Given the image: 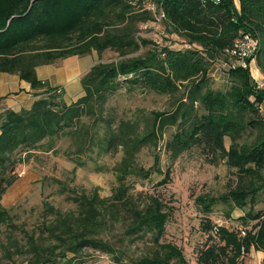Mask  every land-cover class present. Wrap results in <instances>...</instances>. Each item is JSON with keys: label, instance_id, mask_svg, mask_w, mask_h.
<instances>
[{"label": "trees", "instance_id": "16d2710c", "mask_svg": "<svg viewBox=\"0 0 264 264\" xmlns=\"http://www.w3.org/2000/svg\"><path fill=\"white\" fill-rule=\"evenodd\" d=\"M133 1L0 0V73L41 91L28 109L0 111V201L18 181L30 153L52 151L62 138H69V158L94 151L122 154L111 168L117 187L109 197H68L65 212L45 206L36 232L20 230L23 243L9 240L8 258L17 255L21 264H84L88 250L108 256L110 264H188L178 246L162 241L165 204L155 196L135 203L125 182L129 176L148 177L134 165L135 158L145 147H156L166 129H174L164 143L171 162L198 151L208 164L234 170L235 186L220 203L252 210L264 190V89L240 67L226 70L227 91L211 89L208 75L216 62L227 67L225 51L248 35L258 41L254 68L264 78V0H238V10L232 0ZM142 4L153 7L164 32L181 39L183 46L158 48L138 37L137 26L154 21L150 11H138ZM106 50L118 60L92 65L80 78L83 94L74 103L66 104L62 88L49 87L35 74L36 67ZM120 89L167 97L170 107L116 120L103 112L107 99ZM225 139L230 141L227 149ZM163 177L161 185L169 182L168 171ZM218 201L196 200L204 215ZM241 221L245 226L255 222L249 229L239 228L243 236L238 228L205 221L201 230L207 240L196 264H243L250 251L264 253V210L249 211ZM6 228L16 229L0 204V231ZM146 238L142 254L131 255V246Z\"/></svg>", "mask_w": 264, "mask_h": 264}, {"label": "rangeland", "instance_id": "374dc122", "mask_svg": "<svg viewBox=\"0 0 264 264\" xmlns=\"http://www.w3.org/2000/svg\"><path fill=\"white\" fill-rule=\"evenodd\" d=\"M131 0L130 4H133ZM135 10H138V6ZM148 10L145 4L139 6L138 11ZM150 11V10H148ZM153 22L137 26L139 38L150 41L156 47L177 48L183 46L182 40L175 35H167L160 25V16L153 10ZM151 46L141 49L137 54H143ZM90 56V57H89ZM87 60L91 64L97 62L109 63L117 61L118 57L112 51L106 50L102 54L92 53ZM53 73V67L47 68ZM227 67L220 62L213 64L208 75L211 79V89L227 91L229 88ZM250 77L258 88L263 89L264 78L258 71L251 67ZM11 93L7 97H13L14 112L22 104ZM37 94L33 96L36 97ZM5 99H0V109L3 108ZM170 100L164 96L143 94L134 90H118L111 95L105 105L103 114L118 120L132 114L148 115L153 112H165L170 107ZM260 114L264 119V105L260 106ZM86 123L85 119L81 120ZM174 129H166L159 139L156 147L150 145L142 149L136 156L134 165L141 170L143 176H129L126 178V186L135 203L139 205L147 196L159 198L168 208V218L165 223V233L162 241L178 246L188 264H196V255L200 247L207 240V235L202 232L205 221H209L215 227H225L229 230L243 228L245 226L241 218L247 212L257 213L264 210V190L255 198V204L250 210L249 206L243 209L233 208L232 205L223 204L218 199L232 190L235 186L236 176L234 170H229L223 163L208 164L198 151H190L171 162L164 151V143L169 139ZM230 141L225 139L227 149ZM52 151H33L30 158L18 170V181L11 186L0 204L9 212L13 226L17 229L6 228L0 231V264H21L17 255L8 258L10 248L9 240L21 241L22 232H36L38 224L42 221L45 206L65 212L70 205L66 198L72 196L97 194L100 198L109 197L116 189L117 183L113 177L111 168L121 159L122 154L110 153L99 155L85 153L82 158H69L71 151L69 138L65 137L55 142ZM23 157V156H22ZM156 163V164H154ZM102 166L103 171L97 172V167ZM168 171V183L161 185L164 174ZM264 177V170H263ZM160 184V185H159ZM198 198H213L216 203L211 213L204 215L196 200ZM255 222H248L245 228L249 229ZM22 232H21V231ZM111 241L113 239H110ZM148 246L147 238L137 245L131 246L130 254L139 256ZM14 253L13 250L10 251ZM258 254L250 251L242 259L243 264H264ZM84 264H110L108 256L88 250L83 257Z\"/></svg>", "mask_w": 264, "mask_h": 264}, {"label": "crops", "instance_id": "0c3cea01", "mask_svg": "<svg viewBox=\"0 0 264 264\" xmlns=\"http://www.w3.org/2000/svg\"><path fill=\"white\" fill-rule=\"evenodd\" d=\"M232 3L235 9L238 10V0H232ZM93 52L94 51H92L89 55H91ZM89 55L84 57L72 56L60 61L55 65L36 67L35 74L38 80L46 82L49 87L62 88L64 93L63 100L66 104L74 103L83 94L80 85V78L90 69L92 65H94L90 63V60H87ZM49 67H53L56 72L53 73L52 71L48 70L47 68ZM19 90L20 94L16 96V98L22 105L20 107H17V110L20 108L28 109L32 102L38 98L34 97L33 95L41 92L31 90L30 86L26 82L21 81L15 75L0 73V99H5L3 108L0 109V111L4 109H13L14 98L7 96L11 93H17ZM255 253L258 254L257 259H259L260 261L264 260V253Z\"/></svg>", "mask_w": 264, "mask_h": 264}, {"label": "built area", "instance_id": "2783aa9c", "mask_svg": "<svg viewBox=\"0 0 264 264\" xmlns=\"http://www.w3.org/2000/svg\"><path fill=\"white\" fill-rule=\"evenodd\" d=\"M214 1L215 3L219 2V0ZM146 6L148 10L153 11V7L150 4H146ZM257 50L258 41L255 38L248 35H243L237 38L233 42L231 48L225 51L229 60L227 69L240 67L242 69H247L250 72L251 67H254ZM238 231L242 236L244 235L242 229L238 228Z\"/></svg>", "mask_w": 264, "mask_h": 264}]
</instances>
